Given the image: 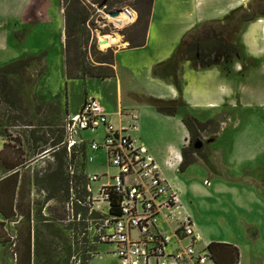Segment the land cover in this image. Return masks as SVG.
<instances>
[{
    "label": "rangeland",
    "instance_id": "1",
    "mask_svg": "<svg viewBox=\"0 0 264 264\" xmlns=\"http://www.w3.org/2000/svg\"><path fill=\"white\" fill-rule=\"evenodd\" d=\"M100 1L93 0L92 5L84 1L89 15L85 31L90 38L87 45L80 48L74 45L73 38L69 39L72 42L69 49L71 69H80L76 61L78 57L87 71L102 60L109 62L113 55L116 59L118 51L130 48L125 41L128 36L135 42L144 39L141 24H137V21L138 11L145 16L147 5L144 2L147 0H111L102 9L99 7ZM48 3L49 9L55 11L53 18L50 16L48 21V25H51L48 27L49 42L42 37L44 30H38L39 38L30 36L22 43L10 40V51H2L0 46V67L20 57L48 53L47 61L44 55L40 60L31 62L27 68L18 67L7 76L18 91L12 93L5 88L0 92V145L7 146L3 154L0 153V159L11 155L8 158L16 160L17 164L23 163L20 173L25 177L38 175L40 184L30 189L36 211L31 264H119L111 254L114 246L91 245L95 229L98 228L94 219L96 213L90 215L87 194L82 186L80 193H77L73 182V177L81 173L109 176L115 173L114 169L106 165L104 151L91 153L88 150V142L102 140V129L83 132L82 137L87 142L75 146V152L71 151L70 156L65 157L66 164H70L68 170L66 168V174L69 173L72 181L70 195L65 198L64 194L58 192L51 196L49 202L46 201L50 193L44 189L42 178L51 166L56 165L57 157L43 155L41 151L35 150V140L30 131L35 127V138L43 137L49 143L60 142L56 150L62 155L69 116L80 112L85 96L96 95V99L99 98L100 103L112 113L120 110L118 104L122 93L114 77L67 80L63 54L65 35L62 42L63 18L58 15L60 8L64 13V2L49 0ZM237 9L233 15L230 12L224 17L195 25L182 40L184 46L200 42L206 44L207 35L215 40L216 47L212 51L202 48L200 44L196 51L202 50L200 54L205 58V63L210 64L209 68L216 66L228 74L232 91L226 103L218 109L190 111V115L205 124V130L197 133V138L204 146L198 154L201 161L194 162L183 171L178 167L177 171H167L163 175L174 186L167 176L171 175L181 188L178 195L182 208L202 234L198 248L205 247L210 241L245 243L247 231L251 234L258 229L262 236L259 240L251 239L257 241L256 247L242 244L239 264H259L264 257V36H261L264 24L259 25L257 22L264 20V0H249ZM119 10H127L133 16V23L116 26L108 14ZM246 10L255 13L256 17L244 23L241 18ZM105 35L116 38L118 43L103 48L99 38ZM182 51L181 48L179 52ZM130 54L120 55V60L135 63L140 57L137 53ZM171 67H165L164 73H158L157 67L154 75L162 74L172 81ZM102 68L99 72L103 74L111 72L109 66ZM8 100L15 102L14 108L6 103ZM127 101L123 90L121 110H131ZM143 101L148 104L149 98H143ZM143 106L141 113L134 110L139 115L136 134L140 144L147 148L149 154L152 150L165 157L171 155L170 146H176L181 151L182 146L188 144V140L184 143L186 127L182 119L179 116L173 119L161 115L158 117L154 107ZM192 116L186 117L194 118ZM126 124L125 121L123 125ZM84 151L86 158L89 154L93 156L92 162L87 163L86 159H82ZM0 168L2 172L4 167L1 162ZM3 175V172L0 173V177ZM104 182L106 180L92 184L93 194ZM77 200L86 205L82 207ZM19 221L2 223L0 216L1 264L16 263L15 234L22 225ZM261 241L263 244L258 243Z\"/></svg>",
    "mask_w": 264,
    "mask_h": 264
},
{
    "label": "built area",
    "instance_id": "2",
    "mask_svg": "<svg viewBox=\"0 0 264 264\" xmlns=\"http://www.w3.org/2000/svg\"><path fill=\"white\" fill-rule=\"evenodd\" d=\"M84 1L92 5L93 0ZM118 115L126 116V126L116 127L102 104L87 97L65 127L64 144L69 153L87 142L83 132L102 129V140L88 142V150L104 151L106 165L115 170L112 176L86 175L87 206L90 215H98L94 218L98 228L93 244L114 246L111 254L119 264H216L207 250L209 243L198 248L202 234L184 212L177 191L162 176L159 164L132 137L138 127L136 113L120 111ZM93 159L89 154L86 162ZM103 180L106 182L93 194L92 184ZM113 205L119 209L118 216L111 214Z\"/></svg>",
    "mask_w": 264,
    "mask_h": 264
},
{
    "label": "crops",
    "instance_id": "3",
    "mask_svg": "<svg viewBox=\"0 0 264 264\" xmlns=\"http://www.w3.org/2000/svg\"><path fill=\"white\" fill-rule=\"evenodd\" d=\"M48 2L49 0H0V46L2 51H10L8 45L12 39L17 40V43H22L30 36L34 39L37 37L39 38L40 33L38 30H40V32L44 30L42 32V37L49 42L48 27L51 25H48V21L50 16L51 19L53 18L55 11L52 8L49 9L50 6ZM241 6H243L242 0H153L144 45L138 48L123 49L122 51H118L116 55V62L113 66L115 71L114 78L117 79L118 89H120L122 93L120 94V101L118 104V108H120L119 111L110 113L102 105L108 114L109 120L116 127H123V123L125 121L128 122V120L126 116H119L118 113L121 111L123 114H127L135 112L134 110H139L141 113L144 109L143 105H148L143 101V98H154L164 101L181 100L183 105L179 107L174 117L179 116L182 119V123L184 117L187 115L192 116L190 115V111L199 109L210 111L223 106L226 103L228 95L232 91V87L228 83L230 82L228 80V74L224 73L222 69L216 66L205 69L194 68L189 61H183L178 69L177 80L173 79L172 81L168 80L162 74H158L157 76L154 75V69L168 62L174 56L185 35L194 28L195 25L224 17ZM58 15H61L63 18L62 42H64V15L61 8ZM261 21H263L261 24H264V20ZM262 27L261 36H264V25ZM130 53H137L140 55L135 63L131 61L123 62L120 60V55L130 56L132 55ZM39 54L46 55L45 59L47 61V52ZM39 54L37 53L36 55ZM161 73L163 72L161 71ZM123 90H125V97L128 99L126 104H129L128 108L131 110H121L123 105ZM95 96L96 95H86L85 99L87 97L96 98ZM97 100L99 101V98H97ZM68 114L70 113L68 112ZM136 115L138 127L131 135L133 138L137 139L140 144L137 137L138 135L136 134L139 129V115L137 113ZM159 115L173 119V117L158 113V117H160ZM194 118L197 119L196 117ZM188 137V131L185 129L184 138L186 139L184 143L188 140ZM170 147L171 155H167L166 157L152 150H150L151 153L149 154L147 148L144 147L148 154L159 164L163 177V174L167 171H177L182 162L180 149L176 146ZM5 150V145H0V153ZM198 160L201 161L200 159H197V161ZM2 172L4 175L0 177V181L8 175L5 169H2ZM2 172L0 168V173L2 174ZM167 176L170 177L171 180L169 181L172 182L174 189L179 194L181 191L180 186L173 181L171 175ZM175 177L176 176H174V178ZM20 184L21 181L18 182V186ZM29 187L30 189L34 188L32 184H30ZM30 200V210L33 219L35 214V203L32 200V195H30ZM18 219H20V217H17V220ZM251 229L254 230L255 228L251 227ZM255 231L256 232H251V234L247 231V237L244 238L245 243L236 242L232 244L224 240L216 241V243L231 245L238 250L240 255L241 250L243 252L242 244L256 247V240H259L262 233L259 232L258 229ZM252 238H256V240H251ZM210 243H212V241H210ZM258 243L263 244L262 241ZM262 259L263 261L259 264H264V257Z\"/></svg>",
    "mask_w": 264,
    "mask_h": 264
},
{
    "label": "trees",
    "instance_id": "4",
    "mask_svg": "<svg viewBox=\"0 0 264 264\" xmlns=\"http://www.w3.org/2000/svg\"><path fill=\"white\" fill-rule=\"evenodd\" d=\"M97 1V0H96ZM103 0H101L99 3L101 4ZM64 2V24H65V44H64V54H65V75L67 80H75L80 78H90V79H108L114 77L115 73L113 70V66L115 64L116 59L114 58V55L112 56L111 60L109 62H105L102 60V62H98L97 66H93L89 71L85 70V66L81 63L79 57L76 58L77 65L79 66V70H76L77 67L71 69V62L72 59H70L69 56V49L72 42L69 41V39H74V45L77 48L82 47L83 45H87L89 41V34L86 33V25L89 20V15L86 11V6L84 4L83 0H63ZM147 5V11L145 13V16H143V13L141 11L139 12V18L137 21V24H141V30L144 32V39L140 42H135V40L132 37L126 38V42L129 43L130 48H138L144 45L145 41V34L146 29L148 26V21L150 17V11L151 6L153 3V0H147L144 2ZM238 9L233 10L230 15L236 13ZM143 16V17H142ZM256 15L252 11L246 10L243 14L241 21L242 22H251L255 19ZM229 16L227 17V19ZM206 44H203V42H200L198 44L201 45L202 48L211 49L212 51L214 47H216L215 40H211L210 35L206 36ZM198 44H187L184 46L183 41L181 42L177 52L174 54V56L166 63L161 64L158 66V73L162 71L164 73L165 67L172 66V78L174 80L177 79V73L178 68L181 62L183 61H189L191 65L194 68H209L210 64L205 63V58L201 56L200 52L201 49L196 51ZM182 48V53L179 52V50ZM44 55L41 56H30L27 58H19L16 59L5 66L0 67V92H2L5 88L9 89L10 92L16 93L18 90L15 89L9 82L7 76L10 74H13L14 71L19 67L21 69L27 68L29 64L33 61L40 60ZM111 67V72L109 74H103L99 71H101L102 67ZM10 105L11 108L15 107V102L8 100L6 102ZM148 105H151L154 107L157 113L174 117L177 114V111L180 106L183 105L181 100L176 101H164L154 98H149ZM183 124L186 127L190 142L187 145H184L181 150V156H182V162L180 164V171L185 170L188 168L191 164L197 161L199 158L198 154L201 150L199 148H195V142L197 139V133L199 131L205 130V124L198 121L195 118H187L185 117L183 119ZM31 125V124H30ZM30 132V135L34 137L35 145L34 149L41 151V153L50 154L54 157H57V163L53 167L51 166L44 174L42 181L43 184H45L44 189L47 190L50 193V197L46 198V201L49 202L51 200V196L56 193H62L64 194L65 198L68 197L71 191L70 183L72 182L70 179L69 173L66 174V168L68 170V166L70 164H66L65 157L70 156L71 152L69 153L67 151V147L64 144V147L62 149V155L58 154V151L56 148L60 144V142L57 143H49L48 141H44L43 137H36L35 133L36 130L35 127H33ZM4 143V142H3ZM42 144V145H41ZM5 145V144H4ZM84 147V146H82ZM7 148V146H5ZM74 149V148H73ZM71 150L75 152L74 150ZM85 149V148H84ZM3 154V152H1ZM23 156V154H22ZM75 157V154H73ZM8 157H11V155H8L5 159H0V162L2 163V167L7 171L8 174L7 177H4L0 181V215L2 217V223L5 222H16L17 217H20V223L22 224L19 229H17L15 240V253H16V263L15 264H31L32 263V240L33 235L32 232H35V214L34 218H32V213L30 210V187L29 185L32 184L33 187L38 186L39 180L38 175H34V177L30 178L25 177L22 173H20V168L23 167V163H16V160L10 159ZM82 159H86L85 151L82 153ZM69 158V157H68ZM196 158V159H195ZM20 170V171H19ZM36 176V178H35ZM74 179V187L76 192L80 193V186L83 187V191L85 195L86 192V186H87V176L84 173L78 174L77 176L73 177ZM21 181V184L18 186V182ZM18 187V188H17ZM88 195V194H87ZM87 197V196H86ZM29 199V200H28ZM79 203L80 200H77ZM83 203V202H81ZM73 205V203H72ZM80 205V204H79ZM36 213V211H35ZM78 214L76 210V215ZM111 214L114 216L119 215V209L116 205H113V209L111 211ZM98 215L95 214L96 218ZM33 220V221H32ZM24 226V228H23ZM91 245L97 246L96 244H93V241L91 242ZM208 252L212 255L213 260L216 262V264H229L231 261L232 264H239V252L238 250L227 244L222 243H216L212 242L209 243ZM1 264V263H0Z\"/></svg>",
    "mask_w": 264,
    "mask_h": 264
},
{
    "label": "bare ground",
    "instance_id": "5",
    "mask_svg": "<svg viewBox=\"0 0 264 264\" xmlns=\"http://www.w3.org/2000/svg\"><path fill=\"white\" fill-rule=\"evenodd\" d=\"M249 0H242V4L244 5ZM120 15L116 18H112L117 24L116 26H122L124 23L133 22V16L129 14L127 10H123ZM263 21H259L258 24H261ZM118 43V40L110 35H105L99 38V44L103 48L110 47Z\"/></svg>",
    "mask_w": 264,
    "mask_h": 264
},
{
    "label": "water",
    "instance_id": "6",
    "mask_svg": "<svg viewBox=\"0 0 264 264\" xmlns=\"http://www.w3.org/2000/svg\"><path fill=\"white\" fill-rule=\"evenodd\" d=\"M106 1L107 0H103L102 3L99 5L100 9L104 8L105 7V4H106ZM120 15V10L119 11H115V12H111L108 14V16L110 18H116ZM129 45V44H128ZM196 148H199L198 146H196Z\"/></svg>",
    "mask_w": 264,
    "mask_h": 264
},
{
    "label": "flooded vegetation",
    "instance_id": "7",
    "mask_svg": "<svg viewBox=\"0 0 264 264\" xmlns=\"http://www.w3.org/2000/svg\"><path fill=\"white\" fill-rule=\"evenodd\" d=\"M111 2V0H107L106 1V4H105V7L109 4ZM190 139V138H189ZM189 142H190V140H188V144H189ZM195 148H196V146H198L199 147V150H202L203 149V144L202 143H200V140L197 138L196 139V142H195Z\"/></svg>",
    "mask_w": 264,
    "mask_h": 264
}]
</instances>
